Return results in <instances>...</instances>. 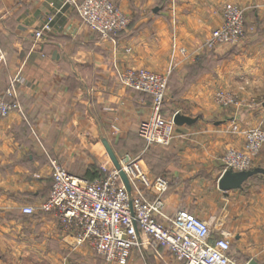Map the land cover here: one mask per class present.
I'll use <instances>...</instances> for the list:
<instances>
[{
  "label": "crops",
  "instance_id": "1",
  "mask_svg": "<svg viewBox=\"0 0 264 264\" xmlns=\"http://www.w3.org/2000/svg\"><path fill=\"white\" fill-rule=\"evenodd\" d=\"M113 1L130 24L114 38L102 39L69 7L57 11L59 0H0V49L7 59V68L0 69V97L9 76L19 74L24 112V117L11 113L0 118V264L39 260L35 247L51 260L69 261L66 243L72 230L55 212L23 215L21 202L37 207L48 196V158L76 176L103 177L101 166L111 165L103 140L116 158L139 154L151 177L168 181L167 214L183 208L203 220H216L212 236L224 233L232 258L264 264V172L238 189L221 191L217 186L224 150L243 141L236 133L240 126L230 132V119L264 125V0ZM227 3L245 8L244 37L234 45L204 49ZM52 12V31L36 41L33 32ZM180 47L185 54L178 52ZM130 67L168 73L172 102L189 105L187 112L174 111L195 122L176 126L167 146L146 147L137 134L151 101L120 83L118 71ZM218 88L260 106L224 114L212 100ZM253 165L264 170V150ZM5 214L12 218L6 221ZM21 217L30 219L27 226L19 222ZM6 242L13 253L5 254ZM21 246L26 247L22 255ZM146 252L155 261H172L164 250L158 256L135 249L130 264H139ZM71 258L81 264L87 256L77 251Z\"/></svg>",
  "mask_w": 264,
  "mask_h": 264
},
{
  "label": "built area",
  "instance_id": "2",
  "mask_svg": "<svg viewBox=\"0 0 264 264\" xmlns=\"http://www.w3.org/2000/svg\"><path fill=\"white\" fill-rule=\"evenodd\" d=\"M66 6L102 39L114 38L129 24L128 17L113 0H59L57 11ZM56 12L49 13L39 29L33 32L36 41L52 31ZM244 23L245 8L225 4L221 24L209 33L203 47L213 49L218 45L238 43L245 35ZM179 51L185 53L183 47ZM1 68H7V59L0 49ZM118 78L125 87L150 98L149 116L137 127V134L146 147L169 145L176 125L173 116L166 118L162 114L168 73L161 75L141 67H130L118 71ZM21 85L19 74L9 76L4 96L0 97V118L11 113L24 117L19 100ZM215 98L224 104L226 96L218 92ZM262 147L264 133L256 129L248 131V154L228 151L224 160L226 167L248 170L252 156ZM117 160L128 179L129 192L112 165L101 166L103 177L88 180L68 172L56 159L48 158L51 188L38 212L57 213L61 223L72 230L74 245L90 244L108 264H127L134 249L149 250L158 256L164 250L172 258L168 264H250L230 256V242L224 233L213 238L212 219L203 220L183 208L167 214L164 195L169 183L164 177H151L141 166V155L124 153ZM35 212L32 206L21 207L23 215L30 216Z\"/></svg>",
  "mask_w": 264,
  "mask_h": 264
},
{
  "label": "rangeland",
  "instance_id": "3",
  "mask_svg": "<svg viewBox=\"0 0 264 264\" xmlns=\"http://www.w3.org/2000/svg\"><path fill=\"white\" fill-rule=\"evenodd\" d=\"M230 4H234V3H230ZM225 5V4H224ZM223 5V6H224ZM237 5V4H235ZM223 9V8H222ZM130 24V22H129ZM128 24V26H129ZM245 24V23H244ZM218 27V26H217ZM216 28V27H215ZM214 29V28H213ZM212 29V30H213ZM210 30V32L212 31ZM209 32V33H210ZM209 35V34H208ZM207 35V36H208ZM206 39V38H205ZM234 45V44H233ZM203 46V44H202ZM220 47V45H218ZM218 46L214 47L213 49H207V50H214L216 49ZM224 46V44L222 45ZM184 48V47H183ZM204 48V47H203ZM185 49V48H184ZM205 49V48H204ZM174 50H175V46H174ZM178 52L179 53H182V54H185L184 52H180L179 51V48H178ZM132 68H135V67H132ZM141 68H144V69H147L145 67H141ZM149 70V69H147ZM149 71H152V70H149ZM154 72V71H152ZM156 73V72H154ZM157 74H161V75H166V74H162V73H157ZM170 87L168 88V81H167V85H166V92H165V99H164V103H163V107H162V114L165 115L164 113L167 114V118H171V114L172 112H176L174 111L176 108H180L179 109V112H184V111H188L189 108L186 104H182V103H174L172 102L171 98H170ZM218 92H222L224 94V97L226 96V99H224V104L223 103H220L216 100L215 96ZM212 100H213V104H215L218 108H222L224 109V114L226 113V111L228 113L230 112H233V111H241V110H246V111H249L251 110L252 108H254V106H260L259 103H256V102H252V101H248V100H243L241 98H239L237 95H234V94H231V92H229V94L226 93V90H221V89H214L213 91V94H212ZM181 114V113H180ZM183 115V114H182ZM234 120L236 119H230V132L233 133L237 130V126L240 128H238L237 132L236 133H239L241 138H242V145L240 147H235L233 145H229L225 150H224V153L222 155V163H223V167H224V170L226 169H230V168H227L226 165H225V157L228 153V151H231V150H235V151H238V152H242V153H245V154H248L247 150H246V139H247V132L252 130V129H256L257 131H260L262 133H264V125L262 124V122H257V123H252V119H249V123H247L246 125H241L240 122H242L243 119L239 120L237 122L234 123ZM139 124V123H138ZM138 127V125H137ZM233 135V134H232ZM167 146V145H166ZM264 150V147H262L259 152L255 155V156H252V159H251V165H250V168L248 170H251L254 168V165H253V161L255 160V158L260 154L261 151ZM112 165V163H111ZM110 165V166H111ZM113 166V165H112ZM223 170V171H224ZM232 170V169H231ZM233 171H236V170H233ZM22 205L20 207H23L25 205H29V206H32L34 209H35V214L39 213L38 212V207L39 206H34V205H30V204H27L25 203L24 201L21 202ZM21 209V208H20ZM40 214V213H39ZM32 215V216H33ZM213 216V215H212ZM4 217L6 218V221H7V218H12V215L11 214H5ZM33 218V217H32ZM9 220V219H8ZM35 220V219H34ZM30 219L28 218H25V217H21L19 219V222L22 224V225H25L27 226V224L29 223ZM212 225H215V226H219V222H215L216 220H213L212 219ZM70 231V230H69ZM74 239L71 237L69 238L68 242L66 243V250L68 251L67 253H69V261L66 262H58V260H51L50 258H47L46 256H42V250L40 248H36L34 249V251L36 252L37 256L36 258H38L39 260H35L34 262H29L27 260H22V258L19 259V261L17 263H13V264H77L78 262H76L75 260H73L71 258V255H73L74 253H76L77 251H82L85 256H87V259L85 261H81L80 263L81 264H108L106 263L101 257H99L92 249L91 245L88 244V243H84V244H81V245H74ZM6 245V253L5 254H8V252L10 253H13V248H10L9 250V247L8 246V243L6 242L5 243ZM15 250V253H17L16 249ZM135 250V249H134ZM133 250V251H134ZM138 251V250H137ZM26 252V247L25 246H21V255L22 254H25ZM150 253H153L152 251H150ZM52 254V253H51ZM54 254V252H53ZM52 254V255H53ZM140 254V253H139ZM55 255V254H54ZM143 256L140 255L141 259L139 261V264H166V262H160V261H155L153 259V257L149 254V252H146V253H142ZM153 255H156L155 253H153ZM44 257V259H43ZM130 257H131V254H130ZM151 258V259H150ZM151 260H154V261H151ZM5 264H8V263H5ZM12 264V263H10ZM127 264H130V258L127 262ZM138 264V263H136Z\"/></svg>",
  "mask_w": 264,
  "mask_h": 264
},
{
  "label": "water",
  "instance_id": "4",
  "mask_svg": "<svg viewBox=\"0 0 264 264\" xmlns=\"http://www.w3.org/2000/svg\"><path fill=\"white\" fill-rule=\"evenodd\" d=\"M172 120L176 126L191 125L195 122L194 118L182 115L178 112L174 113ZM102 144L105 148V151L113 167L118 171L120 179L125 189L129 192L130 185H129L128 179L125 173L121 170L116 156L114 155L112 149L110 148V146L105 140L102 141ZM263 172L264 170L260 168H253L251 170H245V171H233L231 169H226L222 172V174L220 175L217 181L218 189H220L221 191L238 189L241 187L243 182H245L247 179H249L250 177H252L253 175L257 173H263ZM250 264H256V263L251 262Z\"/></svg>",
  "mask_w": 264,
  "mask_h": 264
}]
</instances>
